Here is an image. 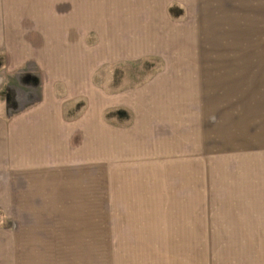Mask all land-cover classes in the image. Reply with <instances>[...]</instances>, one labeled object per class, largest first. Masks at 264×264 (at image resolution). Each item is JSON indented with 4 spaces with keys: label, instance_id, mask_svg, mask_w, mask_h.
Segmentation results:
<instances>
[{
    "label": "rangeland",
    "instance_id": "obj_1",
    "mask_svg": "<svg viewBox=\"0 0 264 264\" xmlns=\"http://www.w3.org/2000/svg\"><path fill=\"white\" fill-rule=\"evenodd\" d=\"M140 1L163 25L120 29L153 39L94 60L109 107L71 139L68 164L15 173L0 203L13 264H264V0ZM35 30L13 29L30 41L10 44L15 62L43 49ZM86 31L97 57L101 32ZM28 62L10 83L40 87Z\"/></svg>",
    "mask_w": 264,
    "mask_h": 264
},
{
    "label": "crops",
    "instance_id": "obj_2",
    "mask_svg": "<svg viewBox=\"0 0 264 264\" xmlns=\"http://www.w3.org/2000/svg\"><path fill=\"white\" fill-rule=\"evenodd\" d=\"M62 3L69 4L67 10L62 11ZM141 3L140 0H5V4H0V53L8 59L0 79V203L12 197L9 191L14 187L15 173L38 171L51 162L68 164L71 139L78 130L84 132L83 124L94 122L93 110L101 118L103 108L109 107L108 95L93 87L94 60L105 63L131 59L127 54L136 56L147 50L152 33L126 42L120 31L133 28L135 32L137 27L163 25L148 14L142 15L136 8ZM15 28L36 29L30 36L44 45L37 56L27 60L24 56L16 57L20 62H15L10 44L30 43L28 39L17 40ZM93 28L102 35L97 57L87 45L85 35L87 29ZM160 38L155 42L156 48L164 49L166 44ZM33 59L42 79L40 87L10 83L9 76L18 69L24 70ZM56 82L63 87H54ZM98 89L100 94L96 93ZM111 100L112 104L125 102L121 97ZM73 104L85 106L76 114L69 109ZM8 232L0 228V264H13V238Z\"/></svg>",
    "mask_w": 264,
    "mask_h": 264
}]
</instances>
